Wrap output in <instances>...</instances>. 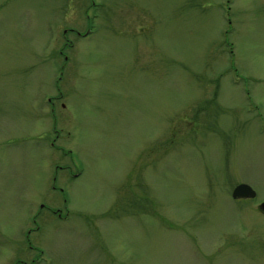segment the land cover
<instances>
[{"label": "rangeland", "instance_id": "1", "mask_svg": "<svg viewBox=\"0 0 264 264\" xmlns=\"http://www.w3.org/2000/svg\"><path fill=\"white\" fill-rule=\"evenodd\" d=\"M261 202L264 0H0V264H264Z\"/></svg>", "mask_w": 264, "mask_h": 264}, {"label": "water", "instance_id": "2", "mask_svg": "<svg viewBox=\"0 0 264 264\" xmlns=\"http://www.w3.org/2000/svg\"><path fill=\"white\" fill-rule=\"evenodd\" d=\"M255 191L246 183H238L231 191L232 198H254ZM259 208L264 212V202L259 204Z\"/></svg>", "mask_w": 264, "mask_h": 264}]
</instances>
